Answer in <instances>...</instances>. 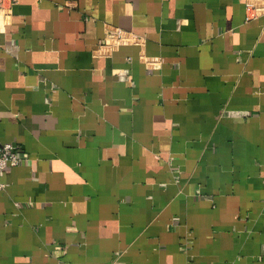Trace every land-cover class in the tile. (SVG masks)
I'll list each match as a JSON object with an SVG mask.
<instances>
[{
    "label": "crops",
    "instance_id": "obj_1",
    "mask_svg": "<svg viewBox=\"0 0 264 264\" xmlns=\"http://www.w3.org/2000/svg\"><path fill=\"white\" fill-rule=\"evenodd\" d=\"M0 143V264H264V0H16Z\"/></svg>",
    "mask_w": 264,
    "mask_h": 264
},
{
    "label": "built area",
    "instance_id": "obj_2",
    "mask_svg": "<svg viewBox=\"0 0 264 264\" xmlns=\"http://www.w3.org/2000/svg\"><path fill=\"white\" fill-rule=\"evenodd\" d=\"M15 3L16 0H0V29H4L12 17V5ZM252 8V5L247 4V19L252 17ZM21 159V155L12 143H0V177L6 167L18 165ZM3 188L4 183L0 180V190Z\"/></svg>",
    "mask_w": 264,
    "mask_h": 264
}]
</instances>
